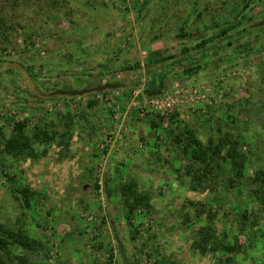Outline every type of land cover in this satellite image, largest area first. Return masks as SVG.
<instances>
[{"label": "rangeland", "instance_id": "1", "mask_svg": "<svg viewBox=\"0 0 264 264\" xmlns=\"http://www.w3.org/2000/svg\"><path fill=\"white\" fill-rule=\"evenodd\" d=\"M263 19L264 0H0V223L38 243L0 260L264 264L250 180L264 170ZM227 22L256 29L228 46L215 38ZM205 31L218 44L207 54L193 37ZM107 81L122 87L49 99ZM18 122L23 155L4 149ZM234 127L240 176L175 139L189 129L208 144ZM130 183L144 198L134 209Z\"/></svg>", "mask_w": 264, "mask_h": 264}, {"label": "trees", "instance_id": "2", "mask_svg": "<svg viewBox=\"0 0 264 264\" xmlns=\"http://www.w3.org/2000/svg\"><path fill=\"white\" fill-rule=\"evenodd\" d=\"M217 28H223L222 31L215 37L217 39L219 38H224L225 39V45L232 46L234 44V40L240 39L241 37L245 36L249 31H253V26H249L247 24L241 30H238L239 25H234V27H230V22L224 23V24H216ZM257 29L263 30V27H258ZM180 38H187L188 37L185 35L184 28H181V32L179 34ZM194 38L197 39L198 43L200 44L201 47V52L207 54L211 52L212 50H218V44H216L215 38H212L208 36L207 32H200L198 34L193 35ZM186 41V40H182ZM234 46V45H233ZM243 46V41H240L239 44L236 46V48H242ZM168 59V57L166 58ZM160 60H156L157 65L159 64ZM180 62V61H179ZM4 61H0V65H3ZM110 82H106L108 84ZM55 93V92H54ZM50 94L51 100H53L56 97L55 94ZM49 97V96H48ZM231 118V123L236 122L237 119L233 117L232 114H230ZM235 120V121H234ZM232 125L235 126V123ZM231 125V126H232ZM25 122H18L14 126L15 134L12 136L8 137L5 139L4 143V149L6 152L9 154H14V155H23L25 151L31 148V140L27 136H25ZM39 132L42 130L40 128ZM237 127L232 128V132L230 134L228 133H223L221 131L220 133H223L220 137L219 140L216 142L214 140H211L208 144H204L199 138L195 136V134L187 129L185 131V138L186 141L184 142L185 138H181L183 136H176L175 139L179 144H183V149L185 152H189L190 150V155L193 157L194 160L199 161L200 163H206V164H214V166L221 165V160H226L227 158H230L231 161V166L237 171V173L241 174V168L245 167V160L242 159L239 154H238V148L236 146L237 142L235 140V130ZM222 130V128L220 129ZM238 131V130H237ZM50 131H44V134L49 137ZM238 134V132H236ZM3 136V128L0 126V137ZM233 137V138H232ZM229 141V142H228ZM227 143V144H226ZM226 145H230V151L227 154H223V148ZM207 173V172H206ZM230 180L232 182L235 181V176L231 177ZM252 181V184H254L255 187H253V193L257 197L258 204L261 208L262 213L264 214V170L261 169L256 172H254V178L250 179ZM22 194L25 196V204L29 206V197H30V189L25 188L24 190L21 191ZM138 190L135 187L134 184H126L122 187V194L126 198V201L130 205V209H134L137 206L141 204L144 198L140 197L138 194ZM138 196V197H137ZM130 200H133V203L130 202ZM248 218V215L246 213H243L242 218ZM244 219V218H243ZM243 224L245 222L243 221ZM257 227V226H256ZM257 231H261L258 229ZM264 233V228L262 229ZM206 242V241H205ZM37 242L34 238H32L29 233L26 230H12L11 228L3 225L0 223V250L6 253V255L11 254L10 251V246L11 245H18L20 247H24L28 250H33L37 246ZM24 260V258H21ZM0 264H4L2 260H0Z\"/></svg>", "mask_w": 264, "mask_h": 264}, {"label": "water", "instance_id": "3", "mask_svg": "<svg viewBox=\"0 0 264 264\" xmlns=\"http://www.w3.org/2000/svg\"><path fill=\"white\" fill-rule=\"evenodd\" d=\"M264 25V19L262 21L257 22L254 24V27H262ZM119 86L122 87V85H117L113 83L103 84L99 86L89 87V88H83L79 90H58L55 91V95H65L70 97H76V96H84L93 92H101V91H107L111 89H117Z\"/></svg>", "mask_w": 264, "mask_h": 264}, {"label": "built area", "instance_id": "4", "mask_svg": "<svg viewBox=\"0 0 264 264\" xmlns=\"http://www.w3.org/2000/svg\"><path fill=\"white\" fill-rule=\"evenodd\" d=\"M114 136H110V139H112Z\"/></svg>", "mask_w": 264, "mask_h": 264}, {"label": "crops", "instance_id": "5", "mask_svg": "<svg viewBox=\"0 0 264 264\" xmlns=\"http://www.w3.org/2000/svg\"><path fill=\"white\" fill-rule=\"evenodd\" d=\"M42 98V97H41Z\"/></svg>", "mask_w": 264, "mask_h": 264}]
</instances>
